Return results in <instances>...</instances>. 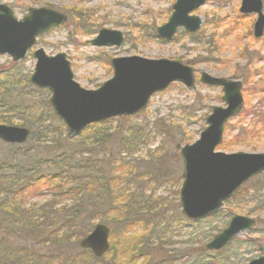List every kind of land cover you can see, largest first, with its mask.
Here are the masks:
<instances>
[{
  "label": "rangeland",
  "instance_id": "1",
  "mask_svg": "<svg viewBox=\"0 0 264 264\" xmlns=\"http://www.w3.org/2000/svg\"><path fill=\"white\" fill-rule=\"evenodd\" d=\"M175 1L2 0L18 19H22L29 8L43 6L69 15L65 25L40 36L37 46L25 59L14 62L8 54H0V76L9 81L11 98L17 100V104L22 103L14 116L15 125H20L26 115L49 112L45 103L51 108L49 90L38 89L29 81L36 63L32 52L38 47L44 48L49 55L66 53L74 80L89 90L98 89L113 76L110 61L114 57L138 55L150 59H175L197 71L194 87L187 88L174 82L165 91L154 94L141 113L114 117L104 121L105 125L92 124L74 138H69L66 132H58L49 136L55 142L42 144L37 140L42 135L40 128H32L37 136L23 144V148L32 149L33 156L43 160L41 170L59 162L61 155L67 156L62 158L68 160L83 151L89 152L91 165L101 167L108 177L105 190L108 188L117 194L121 190L133 206L131 210L130 206H118L119 212L127 211L129 207L125 217H118L114 214V203L105 201L97 205L98 213L87 212L77 220L74 228L68 231L71 237L66 239L65 249L48 251L47 244L24 239L28 245L26 251H47L51 259L59 253L70 258L76 251V239L89 233L96 223L103 222L111 229V249L104 260L95 264H213L212 260L214 264H247L260 255L258 243L264 244V193L255 189L264 186V176L252 179L250 186L225 203L220 213L197 222L183 216L180 190L184 181L181 148L199 139L213 106H225L220 87L198 81L202 71L243 83L242 110L226 124L223 142L217 150L264 152V36H254L256 15L240 12L242 0H206L192 12L203 19L202 28L193 35L194 39L180 29L172 41H164L156 37V28L169 20ZM80 12L83 18H78ZM103 28L121 31L124 42L111 47L93 45L91 40ZM52 113L47 122L53 128H59L61 120L53 110ZM109 127L107 142L88 146L84 141L83 134L91 135L93 131ZM7 150V145L0 141V154ZM37 159L33 160L31 156V162H38ZM111 178L117 179L113 186ZM35 189L38 191H28V204L38 206L49 202L48 196L56 193L55 185L40 183ZM125 198L122 197L120 203L125 202ZM235 213L255 218L256 228L237 236L228 249L212 252L211 255L218 254L213 258H203L201 251L205 244L226 227ZM142 235L147 239L142 245V253L133 248L137 251L132 255L130 245ZM39 253L35 254L39 257Z\"/></svg>",
  "mask_w": 264,
  "mask_h": 264
},
{
  "label": "water",
  "instance_id": "2",
  "mask_svg": "<svg viewBox=\"0 0 264 264\" xmlns=\"http://www.w3.org/2000/svg\"><path fill=\"white\" fill-rule=\"evenodd\" d=\"M0 0V54H9L14 61L28 56L37 44V37L54 27L63 25L68 15L52 7L29 8L18 19L13 10ZM206 0H176L169 20L157 27V35L171 40L180 27L190 33L202 27V18L191 14ZM240 12L256 14L254 36H264L263 0H242ZM124 35L115 29L103 28L92 39L95 46H120ZM36 59L30 82L36 87L48 88L49 104L70 132L79 134L92 123L115 116L134 115L146 109L151 97L168 88L172 82L195 85V70L175 59H150L138 55L114 57L110 63L113 76L98 89L89 90L74 80L66 53L48 55L44 48L33 51ZM201 83L221 87L225 106H213L206 118L207 126L194 143L181 148L184 181L180 190L182 213L191 220H200L219 212L224 203L255 176L264 172V152H232L217 150L223 142L226 124L239 115L244 104L243 83L240 80L213 76L202 71ZM31 135L24 126L0 123V140L23 144ZM256 219L235 213L226 227L207 242L206 248L221 250L233 239L256 226ZM110 227L102 222L79 241L101 258L110 249ZM252 240L253 238L250 237ZM258 242L257 239H253ZM261 254L247 264H264V244L258 243Z\"/></svg>",
  "mask_w": 264,
  "mask_h": 264
},
{
  "label": "trees",
  "instance_id": "3",
  "mask_svg": "<svg viewBox=\"0 0 264 264\" xmlns=\"http://www.w3.org/2000/svg\"><path fill=\"white\" fill-rule=\"evenodd\" d=\"M80 14H78V18H83V13L80 12ZM189 35L194 39L193 34ZM8 83L6 77L0 76V123L13 125L14 116L19 112L18 106H21L22 103L18 102L17 104V100L11 98L12 91ZM45 104L49 108V112L46 114L21 117L20 125L27 126L32 130L30 140H35L37 136L32 129L33 127L35 129L40 128V134L42 135L37 140L42 144L55 142L56 140L49 136H54L58 132H66L69 138H74L73 134L68 132L61 121L59 122V128H53L47 122L53 113L47 103ZM101 124L105 125L106 122H100L96 126ZM109 129L110 127L106 130H96L91 135L83 134L85 136L84 141L88 142V146H97L101 142L105 143L109 140ZM5 145L9 150L0 154V264H95V262L104 260L106 254L102 258H96L90 250L80 248L79 244L75 246L76 251L72 252V257L68 258L66 254L61 255L59 253L54 259H51L47 256V251L41 252L32 249L26 251L28 245L24 243V239L30 243L33 241L40 242L48 245V251L57 249L60 252L67 247L68 242L66 239L71 237L68 231L72 230L77 220L86 215L87 212L98 213L96 210L98 209L97 205L110 200L114 203L112 207L114 214H118V217H125L129 212V207H127V211L123 209L119 212L118 206L121 204L130 206V210L132 209V203L125 198L126 196L122 194L121 190L118 194L112 193L108 188L105 190L108 177L105 176L101 167L95 164L91 165L90 158L87 156L90 155L89 152L83 151L74 155V159L70 158L68 160L62 158L67 156L61 155L59 162H54L52 167L41 170L44 164L43 160H38L36 154H34L36 155L34 157L31 152L32 149L25 150L23 145ZM31 156L33 160L37 159L38 162H31ZM38 163L40 165H37ZM262 176H264V173L261 176L259 175V177ZM116 182L117 179H110L111 185ZM40 183L42 185H55L56 193L48 196L51 198L49 202L38 206L35 203L28 204L29 190L38 191L35 188ZM249 184L247 183L236 195L247 189L250 186ZM255 191H263L264 193V186L256 187ZM25 195L26 199H24ZM122 197L126 201L120 203ZM64 201L66 202L64 203ZM120 219L124 220L125 218ZM163 230L159 229L160 232H163ZM64 231L66 234H62ZM144 237L142 235L141 239L139 238L135 240V243H131L130 247L132 249L130 251L132 255L137 250L141 251L140 254L142 253V245L144 246L143 243L147 240ZM78 241L76 239V242ZM230 245L224 250L228 249ZM133 248L137 250L134 252ZM35 253H39V257ZM201 253L203 258L207 256L213 258L218 255H211L212 252L206 248H203ZM203 263H207L206 260L203 259ZM212 263L214 264V260H212Z\"/></svg>",
  "mask_w": 264,
  "mask_h": 264
}]
</instances>
